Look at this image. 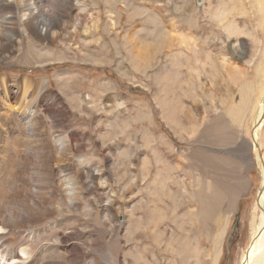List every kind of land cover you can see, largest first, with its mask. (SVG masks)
<instances>
[{
    "label": "rangeland",
    "instance_id": "obj_1",
    "mask_svg": "<svg viewBox=\"0 0 264 264\" xmlns=\"http://www.w3.org/2000/svg\"><path fill=\"white\" fill-rule=\"evenodd\" d=\"M252 2L264 9V0ZM29 5L45 16L24 18ZM245 5L243 18L238 0H0V81L17 95L5 97L0 85V104L19 107L29 79L33 125L52 151L62 140L73 148L52 162L47 194L55 188L59 198L69 173L96 177L86 175L85 206L61 227L50 229V219L35 227L47 243L64 240L66 262L67 237L77 236L75 262L92 264L82 244L91 234L118 264H243L261 224L252 131L264 98V27ZM222 8L237 34L222 25ZM40 18L52 23L49 34L34 32ZM32 128L0 117V162L9 142L25 150ZM258 130L264 160V117ZM27 159L10 168L6 198H22L14 189L29 182ZM33 174L38 196L48 179ZM103 195L119 202L108 227L98 224ZM9 237L12 246L22 241Z\"/></svg>",
    "mask_w": 264,
    "mask_h": 264
},
{
    "label": "bare ground",
    "instance_id": "obj_2",
    "mask_svg": "<svg viewBox=\"0 0 264 264\" xmlns=\"http://www.w3.org/2000/svg\"><path fill=\"white\" fill-rule=\"evenodd\" d=\"M261 6L262 4L258 6L257 9L259 14L264 13V9L260 8ZM25 7L24 9H22V12H28V14H25L24 18L31 21L35 20L36 14L39 11H31V5ZM39 14L41 16H45V14L41 11L39 12ZM260 23V27L263 28L264 23L262 22V20L260 21ZM33 27L36 28H33L36 35L42 36L43 34L50 33L52 23L44 20L43 18H40L38 20V23H36L35 25L33 24ZM1 28L2 27L0 25V29ZM4 33L5 35H3L5 39L9 40L11 38V32L5 29ZM0 85L4 88L5 97L12 96V99L17 97V95L14 94L13 90L9 88V79L7 77H3L1 79ZM21 87L22 98L19 107L10 105L7 102H4V104H0L2 107H5V110L7 111V115L3 116L1 113L0 117H7L8 121H17L20 126H24L25 124L33 126V128L30 130V136L32 140L28 143L25 150H22V147L19 145L18 139H16L13 143L9 142L7 145V153L0 162V264H77L75 262V256H81L79 254L80 246H76L75 243H73L74 241H76L75 238L77 236L74 239L73 236H69V238L67 237L66 243H68L69 245H67L68 247H65V250H67V254L69 255V262H66L64 255L60 253V251L64 249L61 245L64 240L60 239V241H56L54 243H47L45 236L40 232L41 230H38L35 227L37 226V224L42 223L45 220L48 221L47 219H50V229H56L59 228V226L61 227V225L59 224L62 217H65L66 215L71 213H77L81 209V207L85 206L82 202L81 196L83 195V191L86 188L85 183L83 182L84 178H86V175H88V178L92 180L91 182H93L94 179L96 180V177L92 173L87 174L83 173L82 171H78L75 178V174L74 177H72L73 174L69 173L67 178L66 176L64 177V179L66 178V182L61 185L64 190L59 192V198L54 196L57 193L55 188L52 189L51 194H47V188L50 186V176L52 184H54L53 181L55 178V173H52L53 167L51 168L52 162L55 161L56 158H66V154L72 155L73 148L71 147L72 145L66 144V142L62 140L63 144L61 141L59 149H56L55 151L49 149L51 147L50 143H47L43 133L37 130L39 127L33 125L36 124L34 122L35 113L33 111H30L26 104L27 98H29L30 95L29 89L32 87L30 80H24V82L21 83ZM263 106L264 98L263 101L259 104V107H257L255 126L252 131L254 136L253 144L255 143L256 146L255 157L257 158L256 161L258 162V167L262 175L260 186L261 189L259 190L257 197V205L260 208L261 213V224L258 228L259 230H257L258 234L255 240V245L252 244L251 248L248 250V253L244 257L243 264H264V160L260 155L261 149L259 147L258 130L264 117ZM52 119L54 120V117ZM22 153L23 155H27L28 153V159L26 160V170L23 174L29 178V182L23 184V186L21 187H15L14 189V195L17 194L18 196H22V198H6L5 191L11 189L12 179L16 177L14 171L10 172V168L14 166V163L16 161L20 160ZM33 173H35V177L38 174H45L48 179V182H45V179L44 182L42 180V184L44 183V185H42V188L36 187L38 188L40 193H38V196H34V194L32 193V185L33 181H35ZM71 178L72 180H74V183L71 182ZM66 185L71 186H68L66 189ZM52 186L50 187L52 188ZM90 187H92L91 184H89V187L86 189H89ZM42 190H45V195H41ZM33 192L35 191L33 190ZM66 192L68 193L66 194ZM98 201L102 212L101 215L104 218V221L101 222L98 220L99 223H97L102 225L105 224V226L108 227V213L110 212V215L113 212V207L115 205H118L119 202L116 199L105 198L104 195L99 198ZM118 216V214L112 215V222L115 223V225L113 226L114 235H116L117 231L121 228V225H117ZM45 231H43V233ZM12 235L19 236L17 237L20 238L18 239V241L22 240L19 241L17 246L11 245V239L9 236L12 237ZM82 239L84 240V238ZM82 244L83 247L85 246V249L89 251V254H93L91 258L92 264H98L100 261L107 262L108 264H118L117 259H114L113 254L99 252L100 250L99 248H97L98 242L97 240L93 239V236L91 234H89V239L86 240L85 243L82 242Z\"/></svg>",
    "mask_w": 264,
    "mask_h": 264
},
{
    "label": "crops",
    "instance_id": "obj_3",
    "mask_svg": "<svg viewBox=\"0 0 264 264\" xmlns=\"http://www.w3.org/2000/svg\"><path fill=\"white\" fill-rule=\"evenodd\" d=\"M239 1V4H240V7H244V12H239L238 14L239 15H241V16H243V18H245V15L247 16V17H249L250 16V11H249V9H248V7L245 5V1H248V2H250L251 4H252V8L253 9H256L255 10V13H256V17L258 18V20L259 21H261L262 19L260 18V16H259V13H258V6H257V8H256V6L253 4V2H252V0H238ZM228 10V9H227ZM221 13H222V17H223V19H224V22L222 23V25L223 26H225V27H230L231 28V33L232 34H237L238 33V30H237V27L235 26V24H234V21H232L231 22V18H233L234 17V14L233 15H228L227 17H226V20L227 21H225V10H224V8H222L221 10ZM229 12L231 11V7H230V9L228 10ZM235 11H237V10H235ZM224 12V13H223ZM220 15V14H219ZM219 17H221V16H219ZM221 17V18H222ZM262 18H263V23H264V13H263V15H262ZM233 20V19H232ZM166 38V37H165ZM168 38H174L173 36H170V34L168 35ZM192 38H196V37H194V36H192ZM197 39V38H196ZM244 43V42H243Z\"/></svg>",
    "mask_w": 264,
    "mask_h": 264
}]
</instances>
